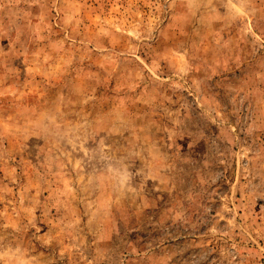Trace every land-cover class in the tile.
I'll return each instance as SVG.
<instances>
[{
	"label": "rangeland",
	"instance_id": "rangeland-1",
	"mask_svg": "<svg viewBox=\"0 0 264 264\" xmlns=\"http://www.w3.org/2000/svg\"><path fill=\"white\" fill-rule=\"evenodd\" d=\"M0 264H264V0H0Z\"/></svg>",
	"mask_w": 264,
	"mask_h": 264
}]
</instances>
